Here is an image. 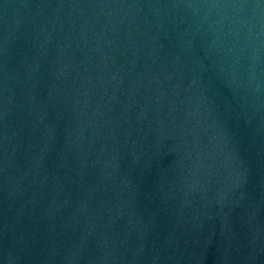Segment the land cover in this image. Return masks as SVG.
I'll list each match as a JSON object with an SVG mask.
<instances>
[{
    "label": "water",
    "instance_id": "95a60500",
    "mask_svg": "<svg viewBox=\"0 0 264 264\" xmlns=\"http://www.w3.org/2000/svg\"><path fill=\"white\" fill-rule=\"evenodd\" d=\"M0 264H264V0H0Z\"/></svg>",
    "mask_w": 264,
    "mask_h": 264
}]
</instances>
